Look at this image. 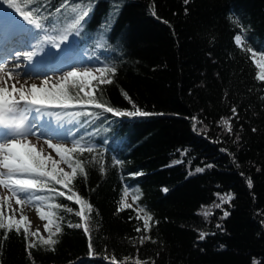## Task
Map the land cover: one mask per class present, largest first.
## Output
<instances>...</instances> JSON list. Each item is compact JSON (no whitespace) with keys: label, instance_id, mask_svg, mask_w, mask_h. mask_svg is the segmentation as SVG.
Listing matches in <instances>:
<instances>
[{"label":"trees","instance_id":"16d2710c","mask_svg":"<svg viewBox=\"0 0 264 264\" xmlns=\"http://www.w3.org/2000/svg\"><path fill=\"white\" fill-rule=\"evenodd\" d=\"M91 2L87 23L69 36L81 50L74 52L97 68H117L113 83L101 86L110 106L132 110L134 103L150 115L117 117L92 105L56 109L58 143L70 147L79 139L95 149L80 157L87 178L73 185L93 206L90 233L67 227L84 221L74 214L78 206L60 197L54 202L73 213L59 210L64 219L54 250L35 237L36 247L26 250L23 228L7 239L0 230V264H264V81L246 50L264 49V0ZM241 33L238 45L234 36ZM83 111L99 115L67 114ZM125 188L133 208L118 211ZM217 194L234 198L216 208ZM137 207L153 217L152 239L142 245ZM224 211L230 214L222 219ZM201 232L208 234L203 240Z\"/></svg>","mask_w":264,"mask_h":264},{"label":"snow or ice","instance_id":"6c2138e0","mask_svg":"<svg viewBox=\"0 0 264 264\" xmlns=\"http://www.w3.org/2000/svg\"><path fill=\"white\" fill-rule=\"evenodd\" d=\"M185 3H188V0H185ZM114 7H119V5L115 4ZM50 8L53 11H49ZM93 8L94 4L91 0H58L56 5H53L51 0H0V29L7 25L27 38L39 37V34L43 33L33 50L14 53L17 61L21 58L25 61H32L43 50L45 44L60 48L62 43L69 40L71 34L79 35ZM9 10L18 13L19 17L23 18L22 21H17L13 12ZM54 13L56 14L55 19H53ZM52 33L56 34L53 35ZM242 35L243 33L234 36L236 44L242 43ZM244 39L247 37L245 36ZM246 50L252 53L256 67L259 69L256 79L264 81V49L259 50V55L251 47ZM21 67L20 63H16L10 69L8 63L0 59V187L7 189L11 194L0 197V230H4L3 238L7 239L9 231L15 230L17 234H20L21 228H23L26 250L36 247L35 241L30 239L32 237L39 239L42 245L49 246V250H54L53 246L58 243V239L54 237L62 234L61 221L64 219L58 215L59 210L63 207L65 212L73 213L72 207L62 206L59 202H54L60 197H66L68 201L74 202L78 206V210L74 214L84 221L83 225L69 222L67 227L81 228L83 226L85 233H90L87 221L93 206L78 191L74 190L73 185L78 176H83L85 180L87 178L85 168L87 161H82L80 157L86 152L94 153L95 149L81 143L79 139L73 140L70 147L63 143H52L51 139H47L44 144L53 149L56 156L59 157L58 160L53 158L51 154L45 152L43 146L38 148L28 139L29 135L33 134V125L29 121V115L36 113L39 116L44 114L45 109L53 108L67 111L80 105H92L104 113H111L117 117H143L150 115V113L142 111L134 103L132 110H121L110 106L103 98L104 90L101 86L113 83L112 78L117 72L116 67L85 68L82 71L72 67L71 70L58 78L54 80L46 78L39 85L36 82L29 84L28 80L21 83L20 75L15 71ZM94 81L95 83H93ZM85 89L89 90L85 91ZM94 92L100 93L101 98L99 100ZM124 95L127 98V93ZM129 102L131 103L130 99ZM232 111L234 114L236 113L235 108ZM47 114L57 115L52 112ZM67 114L73 118L81 115H99V113L87 111L68 112ZM223 124L231 132L230 121L225 119ZM40 135L43 136L44 133L41 132ZM37 139L39 140V137ZM91 160L99 164L101 173L105 172L102 161H97L96 156H92ZM120 163V161H116V164ZM62 164L66 165L70 171L61 167ZM203 171V168L196 169L198 173ZM131 175L138 176L142 173H132ZM248 185L249 187L252 186L251 179L248 180ZM165 191L167 190L165 189ZM128 195L129 191L125 188L123 191L124 199L120 201L118 211L133 208V204H128L126 201ZM217 195L219 203H215L216 208H222L224 203H230L234 198L231 194ZM13 198L16 205L36 206L39 218L47 221L45 224V231L48 233L47 238L40 235L39 229L30 231L31 222L23 214V209L13 208L12 204L8 202ZM138 200L139 195L133 194V203ZM3 205L7 206L10 214L6 215ZM17 211L20 213L18 219L15 218ZM135 211L137 212V219H143L145 235L140 238L142 245L145 240L152 239L147 233L150 232V221L153 220V217L144 207H137ZM141 213L143 216L140 215ZM229 214L228 211H224L221 218H227ZM209 215L212 213L207 211L204 213L205 217ZM50 226H54V231ZM217 227L219 228L220 225L217 224ZM141 230L140 227L135 229L136 232H141ZM207 235V233L201 232L200 239L203 240ZM89 247L91 248L90 236ZM29 255H31L30 251Z\"/></svg>","mask_w":264,"mask_h":264},{"label":"rangeland","instance_id":"374dc122","mask_svg":"<svg viewBox=\"0 0 264 264\" xmlns=\"http://www.w3.org/2000/svg\"><path fill=\"white\" fill-rule=\"evenodd\" d=\"M13 14L15 15L17 21H22L23 18L19 17L18 13L13 12ZM0 41H4V44H2L0 48V59L6 60V63H8L10 69L13 68L16 63H20L22 65L20 69L15 70L20 75L21 83L24 80H28L29 84L32 82H36L39 85L42 80L46 78L54 80L61 76L63 73L71 70L72 67H75L81 71L85 68L95 69L97 67L90 61L83 60L81 57L73 59V61H62L63 55L71 53L75 50V46L71 43L70 40L64 42L60 46V48H55L51 44H45L43 46V50L40 51L32 61H25L22 58L17 61L5 55L12 47H17L16 51L33 50L35 45L32 38L24 37L17 31L13 30L11 27L5 25L2 29H0ZM94 74L97 75V73ZM29 121H31L33 125V134L29 135L28 139L33 144H36L38 148L43 146L47 154H51L53 158H56L57 156L55 151L48 148L47 145L44 144V141L47 139H51L52 143H58V141L60 140V137L57 136L52 129H48V118L43 117L42 115L38 116L36 113H31L29 115ZM41 132L44 133L43 136L40 135ZM38 137L39 140L37 139ZM56 159L58 160L59 157H57ZM61 167L67 169V166L63 164L61 165ZM10 195L11 194L7 189L0 187V197H6ZM130 199L131 197L130 195H128V197L126 198L127 203L128 201L130 202ZM8 202L12 204L13 208L23 209V214L26 215L31 222L30 229H32L33 231L39 229V232L43 231L42 220L39 218L35 205H16L14 198ZM3 210L5 211L6 215L10 214V210L7 209L6 205H3ZM19 215L20 213L19 211H17L15 218L18 219Z\"/></svg>","mask_w":264,"mask_h":264},{"label":"bare ground","instance_id":"6f19581e","mask_svg":"<svg viewBox=\"0 0 264 264\" xmlns=\"http://www.w3.org/2000/svg\"><path fill=\"white\" fill-rule=\"evenodd\" d=\"M16 52V50H13L11 53H10V56L12 59H15L14 57V53ZM16 60V59H15ZM4 62H6V60L3 59Z\"/></svg>","mask_w":264,"mask_h":264}]
</instances>
